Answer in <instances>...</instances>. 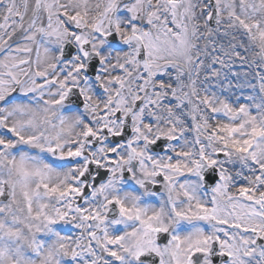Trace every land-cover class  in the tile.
I'll use <instances>...</instances> for the list:
<instances>
[{
  "label": "snow or ice",
  "instance_id": "snow-or-ice-1",
  "mask_svg": "<svg viewBox=\"0 0 264 264\" xmlns=\"http://www.w3.org/2000/svg\"><path fill=\"white\" fill-rule=\"evenodd\" d=\"M0 264H264V0H0Z\"/></svg>",
  "mask_w": 264,
  "mask_h": 264
},
{
  "label": "rangeland",
  "instance_id": "rangeland-1",
  "mask_svg": "<svg viewBox=\"0 0 264 264\" xmlns=\"http://www.w3.org/2000/svg\"><path fill=\"white\" fill-rule=\"evenodd\" d=\"M249 79H251V77H249Z\"/></svg>",
  "mask_w": 264,
  "mask_h": 264
}]
</instances>
